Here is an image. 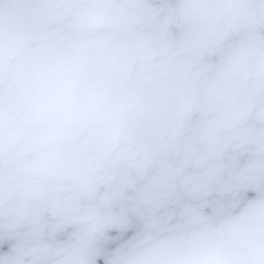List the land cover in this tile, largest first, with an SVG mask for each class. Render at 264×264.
Listing matches in <instances>:
<instances>
[{"label":"water","instance_id":"95a60500","mask_svg":"<svg viewBox=\"0 0 264 264\" xmlns=\"http://www.w3.org/2000/svg\"><path fill=\"white\" fill-rule=\"evenodd\" d=\"M0 264H264V0H0Z\"/></svg>","mask_w":264,"mask_h":264}]
</instances>
